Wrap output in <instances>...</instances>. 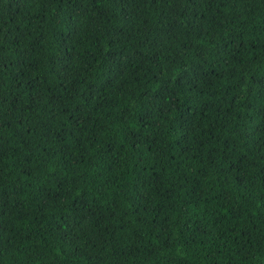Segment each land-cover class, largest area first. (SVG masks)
Returning <instances> with one entry per match:
<instances>
[{
    "label": "trees",
    "instance_id": "trees-1",
    "mask_svg": "<svg viewBox=\"0 0 264 264\" xmlns=\"http://www.w3.org/2000/svg\"><path fill=\"white\" fill-rule=\"evenodd\" d=\"M0 264H264V0H0Z\"/></svg>",
    "mask_w": 264,
    "mask_h": 264
}]
</instances>
